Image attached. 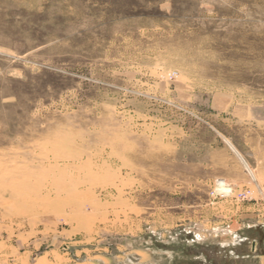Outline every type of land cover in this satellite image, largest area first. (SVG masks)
I'll use <instances>...</instances> for the list:
<instances>
[{
  "label": "rangeland",
  "instance_id": "rangeland-1",
  "mask_svg": "<svg viewBox=\"0 0 264 264\" xmlns=\"http://www.w3.org/2000/svg\"><path fill=\"white\" fill-rule=\"evenodd\" d=\"M263 256L264 0H0V264Z\"/></svg>",
  "mask_w": 264,
  "mask_h": 264
},
{
  "label": "crops",
  "instance_id": "crops-1",
  "mask_svg": "<svg viewBox=\"0 0 264 264\" xmlns=\"http://www.w3.org/2000/svg\"><path fill=\"white\" fill-rule=\"evenodd\" d=\"M221 99V98H220ZM218 100V101H220V102H218V103H222V105H224L225 104V101L223 100V99H221V100ZM217 103V102H216ZM264 257V256H263Z\"/></svg>",
  "mask_w": 264,
  "mask_h": 264
}]
</instances>
